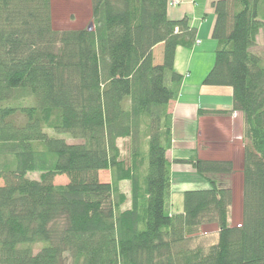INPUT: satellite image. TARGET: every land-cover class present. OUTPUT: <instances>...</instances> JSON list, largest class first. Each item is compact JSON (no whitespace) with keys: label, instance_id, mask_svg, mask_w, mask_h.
<instances>
[{"label":"trees","instance_id":"1","mask_svg":"<svg viewBox=\"0 0 264 264\" xmlns=\"http://www.w3.org/2000/svg\"><path fill=\"white\" fill-rule=\"evenodd\" d=\"M171 2L90 0L92 27L57 30L52 0H0V264H264V0L213 3L203 84L233 89L246 142L234 226L233 192L219 180L232 161L192 159L209 187L185 190L172 209L175 58L196 28L169 17Z\"/></svg>","mask_w":264,"mask_h":264},{"label":"crops","instance_id":"2","mask_svg":"<svg viewBox=\"0 0 264 264\" xmlns=\"http://www.w3.org/2000/svg\"><path fill=\"white\" fill-rule=\"evenodd\" d=\"M215 1L217 0H180L179 4L171 5L168 9V14L171 19H182L187 16L191 25L196 28L193 46H180L177 48L176 52L175 68L179 73L184 75V83L180 96L170 103V112L173 116V141L172 148L168 152V158L172 162V172L177 168L183 167L185 169L191 168L190 170H194V174H197V172L193 164L189 163L192 159L200 157L202 159L231 160L236 169L235 175L233 176L234 181L242 187L243 210V146L241 145V149L235 150L229 158H215L211 151H207L210 148V141L208 142L206 139L211 138L210 132L212 130L216 132L217 137H222L224 134V132L212 127L214 123L211 121H215L216 124H218L220 120L227 121V125L224 126L225 130L223 131L228 133L230 139L234 136L233 134L238 127L240 128L239 132L243 130V114L239 111L232 110L233 89L227 86H208L203 84L204 77L214 65L215 51L217 48V41L212 37V31L216 20L213 8V3ZM255 50L264 56V28L259 32ZM201 58L203 59L202 65L198 64L201 62ZM212 60H214L213 64L211 63ZM210 64H212V67H210ZM195 73L197 77L193 76ZM200 109L227 111L228 113L200 115ZM203 132L206 136H203ZM235 134L237 135V133ZM204 138H206V143ZM217 141L219 140L217 139L216 142ZM229 142H231V140H229ZM203 143H205L204 150H202ZM225 143L223 142V144ZM226 145L227 144L223 145V147ZM183 173L187 175L186 171ZM197 177L195 182L190 181V184H186L189 185L186 188L204 189L209 187L208 179L205 176H201L203 180H201L199 176ZM230 178L231 177L228 176V179ZM223 179H225V177H223ZM194 184L203 185H200L201 187H196ZM241 218L239 221H241ZM234 222L230 220L232 226L238 224Z\"/></svg>","mask_w":264,"mask_h":264},{"label":"rangeland","instance_id":"3","mask_svg":"<svg viewBox=\"0 0 264 264\" xmlns=\"http://www.w3.org/2000/svg\"><path fill=\"white\" fill-rule=\"evenodd\" d=\"M52 22H53V27L57 30H64V29H80V28H84L88 25H90L91 22V5H90V0H52ZM203 59L201 58V62H199L198 64L202 65L203 64ZM211 61V60H210ZM212 60V64H213ZM212 64H210L212 67ZM194 77L196 76V73L193 74ZM214 123L215 129L224 132V134L222 135V137H217L216 132H214L213 130L210 132V136L211 138H204V141L206 143V140L209 143V150L207 151H211L212 154L214 155L215 158H229V156H231L235 150L237 149H241V145L245 146V139L243 136V130L241 132H239L240 128L238 127V129H236L237 135L234 133L230 139V136L228 135V133L225 130L224 126L227 125V121L225 120H220L218 124L215 123V121H211ZM212 123V124H213ZM239 124V121H238ZM204 128V126H203ZM203 130V129H202ZM216 130V131H217ZM219 133V132H218ZM205 133L203 132V136ZM59 137H64L67 139H71L69 138L68 135L66 134H59ZM219 136V135H218ZM206 139V140H205ZM218 139L219 141L216 142V140ZM229 140H231V142H229ZM215 144H214V143ZM223 142L225 144H227L226 146L223 147ZM236 142V144H235ZM205 143L202 144V150H204L205 148ZM213 143V144H212ZM229 143V144H228ZM223 144V145H222ZM119 145L123 151V155L124 157L128 156V148H129V141L125 140V139H121L119 140ZM230 145V146H229ZM228 148V149H227ZM227 149V151H226ZM223 150V151H222ZM198 159H202V158H198ZM215 160H223V159H215ZM227 160V159H224ZM231 161V160H228ZM234 165V163H233ZM181 168V169H180ZM177 168L174 172H172V209L173 211H179L182 210V206H183V193L185 191V189L190 190L189 188H186L189 185L186 184H190V181L195 182L196 178H198L197 176H199V178L201 180H203V178L201 177L202 175L199 174L197 171V174H194V170H190L189 169H185L183 167ZM196 170V169H195ZM187 173V175L183 172ZM236 169L234 167L233 169V173H231L229 176L231 177L230 179H228V177H225V179H223L222 176L219 177L220 183L227 185L229 188H231L232 192H233V201H232V205L230 207L229 210V214H230V220L231 221H235L236 225H239L240 223V218L242 216V191H241V186L240 184L235 183L233 176L235 175ZM101 180L102 181H109L110 180V173L108 171H103L101 173ZM31 177L33 178H38L39 175L38 174H31ZM66 180L68 181V177L66 175H62V176H58L55 179V183L56 184H64L66 183ZM188 182V183H186ZM196 185V187H201L200 185L203 184H194ZM195 187V186H193ZM129 188V185L127 182H123L122 183V189L123 191H127ZM199 189V188H198ZM230 222V221H229ZM234 222V223H235ZM217 230V226L215 224H209V225H204L202 227V232H201V236H203V240L208 243V241H212L213 237L215 234V231Z\"/></svg>","mask_w":264,"mask_h":264},{"label":"built area","instance_id":"4","mask_svg":"<svg viewBox=\"0 0 264 264\" xmlns=\"http://www.w3.org/2000/svg\"><path fill=\"white\" fill-rule=\"evenodd\" d=\"M180 3V0H172L171 4L174 5V4H179Z\"/></svg>","mask_w":264,"mask_h":264},{"label":"water","instance_id":"5","mask_svg":"<svg viewBox=\"0 0 264 264\" xmlns=\"http://www.w3.org/2000/svg\"><path fill=\"white\" fill-rule=\"evenodd\" d=\"M90 26L92 27V24H90Z\"/></svg>","mask_w":264,"mask_h":264}]
</instances>
